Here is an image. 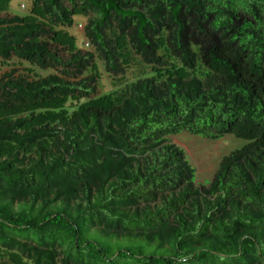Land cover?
Segmentation results:
<instances>
[{
    "label": "trees",
    "instance_id": "trees-1",
    "mask_svg": "<svg viewBox=\"0 0 264 264\" xmlns=\"http://www.w3.org/2000/svg\"><path fill=\"white\" fill-rule=\"evenodd\" d=\"M24 1L0 0V264H264V0ZM181 132L244 144L197 186Z\"/></svg>",
    "mask_w": 264,
    "mask_h": 264
},
{
    "label": "rangeland",
    "instance_id": "rangeland-1",
    "mask_svg": "<svg viewBox=\"0 0 264 264\" xmlns=\"http://www.w3.org/2000/svg\"><path fill=\"white\" fill-rule=\"evenodd\" d=\"M27 8L28 4L24 0H10L9 13L5 15H22L25 13V11H27ZM0 16H4V14H0ZM74 22L75 24L71 29V33L77 36L78 47L81 50L87 51L90 48L86 46V42L82 37L85 19L81 17H75ZM12 63L15 67H27L25 64H18L16 60H13ZM99 67L102 74V80L98 90L100 95L109 91L110 86L108 76L101 64H99ZM10 68H12L10 64L6 67H0V77L8 73ZM40 73L46 75L49 72ZM169 140L170 143L174 144L185 152L187 160L195 170L194 183L197 186L207 185L211 181L222 157L227 155L229 152L240 148L244 144L243 140L236 139L233 136H226L218 141H208L200 137L192 136L186 132H181L176 136L170 137Z\"/></svg>",
    "mask_w": 264,
    "mask_h": 264
}]
</instances>
